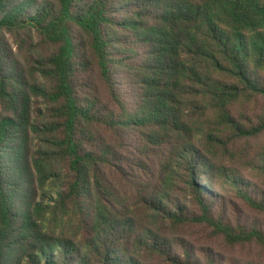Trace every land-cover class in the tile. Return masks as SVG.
<instances>
[{"label": "trees", "instance_id": "1", "mask_svg": "<svg viewBox=\"0 0 264 264\" xmlns=\"http://www.w3.org/2000/svg\"><path fill=\"white\" fill-rule=\"evenodd\" d=\"M223 194L264 215V0H0V264L264 249Z\"/></svg>", "mask_w": 264, "mask_h": 264}, {"label": "rangeland", "instance_id": "2", "mask_svg": "<svg viewBox=\"0 0 264 264\" xmlns=\"http://www.w3.org/2000/svg\"><path fill=\"white\" fill-rule=\"evenodd\" d=\"M224 164L240 170L242 162L238 158L224 157ZM245 175L246 172L242 171ZM213 213L220 216L222 220L230 225L243 227H256L264 229V215L251 209L232 195L223 194L214 202ZM192 259L200 264H205V255L218 256V264H264V249L254 245L231 248L225 245L221 239L210 235V230L198 227H190L182 236ZM178 250V249H177ZM153 264H159L154 262Z\"/></svg>", "mask_w": 264, "mask_h": 264}]
</instances>
